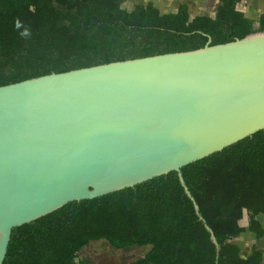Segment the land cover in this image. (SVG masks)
I'll use <instances>...</instances> for the list:
<instances>
[{"label":"water","instance_id":"1","mask_svg":"<svg viewBox=\"0 0 264 264\" xmlns=\"http://www.w3.org/2000/svg\"><path fill=\"white\" fill-rule=\"evenodd\" d=\"M211 41L0 85V264L13 228L170 171L204 220L182 167L264 129V32Z\"/></svg>","mask_w":264,"mask_h":264},{"label":"trees","instance_id":"2","mask_svg":"<svg viewBox=\"0 0 264 264\" xmlns=\"http://www.w3.org/2000/svg\"><path fill=\"white\" fill-rule=\"evenodd\" d=\"M124 1L0 0V85L264 32V11L256 21L237 8L240 0H220L214 16L192 19L185 2L161 13L152 2L128 10ZM182 174L204 220L170 171L13 228L3 264H86L77 253L100 239L116 248L150 245L129 264H262V246L253 243L243 256L231 240L246 230L264 236V129L183 166ZM245 209L247 227L240 225Z\"/></svg>","mask_w":264,"mask_h":264},{"label":"rangeland","instance_id":"3","mask_svg":"<svg viewBox=\"0 0 264 264\" xmlns=\"http://www.w3.org/2000/svg\"><path fill=\"white\" fill-rule=\"evenodd\" d=\"M148 2H152L154 6L159 8L161 13L176 12L179 5L185 2L188 4L190 15L205 14L212 16L216 14L220 0H125L122 7L132 10L136 4ZM237 8L242 10L246 16L257 21L260 14L264 11V0H240L237 3ZM259 218L264 226V216L260 215ZM240 225L248 226V217L246 215L240 220ZM231 241L241 247L243 256L249 253L253 243L264 248V236L257 238L253 232L248 230L242 232ZM149 249L150 245L116 248L105 239L93 240L79 250L76 260L84 261L86 264H129L143 257ZM262 264H264V255Z\"/></svg>","mask_w":264,"mask_h":264},{"label":"clouds","instance_id":"4","mask_svg":"<svg viewBox=\"0 0 264 264\" xmlns=\"http://www.w3.org/2000/svg\"><path fill=\"white\" fill-rule=\"evenodd\" d=\"M14 26L15 27H19L20 26V21L19 19H17L15 22H14ZM22 35H27V29H25L24 33H22Z\"/></svg>","mask_w":264,"mask_h":264},{"label":"crops","instance_id":"5","mask_svg":"<svg viewBox=\"0 0 264 264\" xmlns=\"http://www.w3.org/2000/svg\"><path fill=\"white\" fill-rule=\"evenodd\" d=\"M214 15H215V14H214ZM253 234H254V233H253ZM254 235H255V234H254ZM255 236H256V235H255ZM249 253H250V251H249ZM249 253H248V254H249ZM248 254H247V255H248ZM247 255H246V256H247Z\"/></svg>","mask_w":264,"mask_h":264}]
</instances>
